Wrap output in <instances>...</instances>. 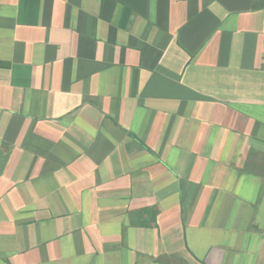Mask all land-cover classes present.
<instances>
[{"label":"crops","instance_id":"crops-1","mask_svg":"<svg viewBox=\"0 0 264 264\" xmlns=\"http://www.w3.org/2000/svg\"><path fill=\"white\" fill-rule=\"evenodd\" d=\"M0 264H264V0H0Z\"/></svg>","mask_w":264,"mask_h":264}]
</instances>
